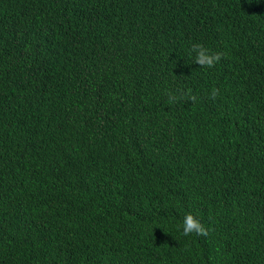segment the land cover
<instances>
[{
	"label": "trees",
	"instance_id": "16d2710c",
	"mask_svg": "<svg viewBox=\"0 0 264 264\" xmlns=\"http://www.w3.org/2000/svg\"><path fill=\"white\" fill-rule=\"evenodd\" d=\"M0 264H264V0H0Z\"/></svg>",
	"mask_w": 264,
	"mask_h": 264
},
{
	"label": "clouds",
	"instance_id": "9594fccd",
	"mask_svg": "<svg viewBox=\"0 0 264 264\" xmlns=\"http://www.w3.org/2000/svg\"><path fill=\"white\" fill-rule=\"evenodd\" d=\"M191 53L195 54L194 63L200 67L214 68L217 62L222 59L223 53L221 52H210L201 43H196L191 46ZM219 96V89L213 88L210 98L215 100ZM176 99L175 96L168 95V103L171 104ZM192 101H195L196 97L194 95L190 96ZM178 228L182 227V234L184 236H189L193 233L197 235H208V229L204 226L199 218H197L191 212L187 213L183 219L182 225H178Z\"/></svg>",
	"mask_w": 264,
	"mask_h": 264
}]
</instances>
